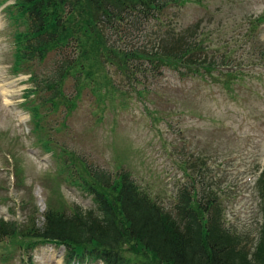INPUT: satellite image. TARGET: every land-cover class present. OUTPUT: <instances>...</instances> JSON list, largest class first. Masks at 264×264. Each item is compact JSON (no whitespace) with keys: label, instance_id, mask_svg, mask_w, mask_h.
<instances>
[{"label":"rangeland","instance_id":"1","mask_svg":"<svg viewBox=\"0 0 264 264\" xmlns=\"http://www.w3.org/2000/svg\"><path fill=\"white\" fill-rule=\"evenodd\" d=\"M14 1L0 0V220L27 232L42 227L47 208L90 213L89 168L112 178L128 171L143 193L172 214L178 189L191 178L199 194H215L237 246L252 244L248 253L254 250L263 237L256 181L264 168V19L256 18L264 17V0H177L157 23L120 35L108 29L107 43L102 24L83 23L76 10L67 34L81 56L80 92L73 107L65 99L55 108L50 102L40 107L42 129L27 108L38 101V94L26 95L29 74L14 72V35L25 29L6 9ZM87 3L93 15L95 4ZM194 40L203 49L190 59L204 65L214 60L215 79L204 66L187 77L173 66L127 77L116 69L120 56L104 49L127 43L181 48ZM50 63L31 62L39 72ZM73 82L71 76L65 80L66 93ZM64 253L63 244L21 233L0 241V264H63ZM249 255L248 264H258ZM235 263L244 264L238 257ZM80 264L103 262L85 258Z\"/></svg>","mask_w":264,"mask_h":264},{"label":"trees","instance_id":"2","mask_svg":"<svg viewBox=\"0 0 264 264\" xmlns=\"http://www.w3.org/2000/svg\"><path fill=\"white\" fill-rule=\"evenodd\" d=\"M88 1L95 4L93 15ZM115 1L110 5L109 0H15L6 8L15 23L20 20L25 25L23 31L17 30L14 35L13 67L16 74H29L32 84L26 95L38 94L37 103L27 106L35 127L43 128L39 126L40 107H47L50 102L55 108L57 100L71 102L80 92L84 70L82 64L77 65L81 56L78 43L67 34L68 20H72L76 10L83 16V23L98 21L102 24L107 31L104 34L107 43L108 29L111 34L120 35V32L125 34L138 26L145 28L151 21L157 23L164 7L177 0ZM263 19L262 16L256 21ZM97 35L102 36L100 32ZM154 45L149 48L146 44H138L141 47L134 48L127 43L104 49L113 57L120 56V65H116V69L127 77L137 73L156 75L155 71L161 73L159 67L172 66L181 77H187L195 75L199 66H204L206 73L215 79L211 72V69H217L214 60H203L204 65L190 59L192 54L203 49L196 40L181 48ZM104 58L111 65L114 63L106 55ZM47 60L51 61L50 67L41 72L31 64L36 61L43 65ZM128 60H132L131 64L124 65ZM192 62L196 64L194 67L190 65ZM226 65L223 61V67ZM69 76L74 80L73 91L66 93L63 85ZM66 105L73 107L72 102ZM65 111L69 112V109ZM88 173L94 182V186H89L94 203L90 213L77 210L66 213L47 208L42 214V227L32 226L27 232L19 230L13 221L0 220V241L21 233L63 244L64 264L85 258H97L103 264H236L237 257L241 263L248 264L252 258L249 254H254L258 264H264V168L256 181L263 213L260 231L263 237L250 253L252 244L238 247L237 239L225 228L215 194H199L191 178L178 189L172 214L143 193L128 171H120L113 178L108 171L100 169L89 168Z\"/></svg>","mask_w":264,"mask_h":264}]
</instances>
